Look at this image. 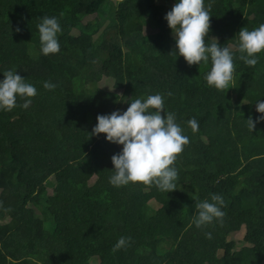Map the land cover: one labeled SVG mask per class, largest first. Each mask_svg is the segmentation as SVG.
Masks as SVG:
<instances>
[{
  "label": "trees",
  "instance_id": "trees-1",
  "mask_svg": "<svg viewBox=\"0 0 264 264\" xmlns=\"http://www.w3.org/2000/svg\"><path fill=\"white\" fill-rule=\"evenodd\" d=\"M174 2L0 0V72L37 89L27 109L18 98L0 110V264H264V121L253 131L246 123L264 100V54L246 65L235 39L264 23V0H205L209 39L234 55L224 90L207 85L210 64L172 53L163 17ZM43 16L61 25L55 55L40 52ZM156 93L189 138L176 189L114 187L111 157L121 148L89 135L96 117ZM211 194L222 196L224 216L198 229L194 205ZM120 237L130 239L113 251Z\"/></svg>",
  "mask_w": 264,
  "mask_h": 264
},
{
  "label": "clouds",
  "instance_id": "clouds-1",
  "mask_svg": "<svg viewBox=\"0 0 264 264\" xmlns=\"http://www.w3.org/2000/svg\"><path fill=\"white\" fill-rule=\"evenodd\" d=\"M210 5L205 0H175L172 8L163 17L171 30L175 53L184 58L189 66L211 65L204 76L209 87L217 90L229 89L233 80L234 55L228 46H221L216 39H209ZM39 34L40 52L43 56L60 52L59 34L61 25L55 16H43L36 25ZM20 29L17 28V31ZM206 38L211 43H206ZM235 39L241 54L238 58L248 66L258 63L259 54H264V23L248 30L242 28ZM0 110L11 111L17 106V99L23 100L21 107L27 109L32 98L37 95L36 87L26 82L15 70L0 72ZM56 85L49 81L43 83L46 90H54ZM168 96L172 93L168 92ZM125 111H113L110 114L97 115V123L90 136L104 134L107 142L122 146L120 152L112 155L113 169L109 183L114 187L129 183L155 185L160 191L170 193L176 189L178 172L174 166L177 157L183 152L189 138L176 122L174 113L164 106V98L156 93L146 98H132L127 101ZM255 118L246 119L247 127L253 131L256 124L264 121V100H257ZM164 113L162 116L161 113ZM187 125L193 132L198 130V121L190 118ZM224 201L221 195L211 194L210 199L196 202L193 223L196 228L219 222L223 216ZM211 238V233H205ZM130 238L120 237L113 251L124 247Z\"/></svg>",
  "mask_w": 264,
  "mask_h": 264
},
{
  "label": "rangeland",
  "instance_id": "rangeland-1",
  "mask_svg": "<svg viewBox=\"0 0 264 264\" xmlns=\"http://www.w3.org/2000/svg\"><path fill=\"white\" fill-rule=\"evenodd\" d=\"M94 17H95V16H93V17H88L85 21L91 20V19L94 18ZM134 23H136V22H134ZM139 24L142 25V23L134 24V25H133V29L137 30V29L140 27ZM143 25H144V27L146 28V24L143 23ZM145 28H144V30H145ZM73 34H74V35H77L78 33L75 31V32H73ZM143 34H144V32H143ZM119 147L122 149V146H119ZM233 237H234V239H236V241H238V242H239V240L241 239V235H235V236H233ZM239 243H240V242H239ZM240 246H241V244L238 245V247H240Z\"/></svg>",
  "mask_w": 264,
  "mask_h": 264
}]
</instances>
